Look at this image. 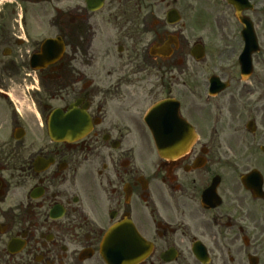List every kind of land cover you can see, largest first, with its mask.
Instances as JSON below:
<instances>
[{"label":"flooded vegetation","instance_id":"af4514ba","mask_svg":"<svg viewBox=\"0 0 264 264\" xmlns=\"http://www.w3.org/2000/svg\"><path fill=\"white\" fill-rule=\"evenodd\" d=\"M235 14L0 0V264H264V44L248 72Z\"/></svg>","mask_w":264,"mask_h":264},{"label":"rangeland","instance_id":"374dc122","mask_svg":"<svg viewBox=\"0 0 264 264\" xmlns=\"http://www.w3.org/2000/svg\"><path fill=\"white\" fill-rule=\"evenodd\" d=\"M255 23L258 25L260 42L264 44V1L258 3V8L256 12L251 14ZM231 23L233 27H238V23L234 18H231Z\"/></svg>","mask_w":264,"mask_h":264},{"label":"water","instance_id":"95a60500","mask_svg":"<svg viewBox=\"0 0 264 264\" xmlns=\"http://www.w3.org/2000/svg\"><path fill=\"white\" fill-rule=\"evenodd\" d=\"M230 3H232V4H234L236 7H237V9L240 11L241 10V8L240 7H242V5L241 4H243V2L241 1V0H237V1H230ZM238 17H239V20L244 24V26H245V32H244V35H245V38H246V40H248V41H252L253 39V31H252V27H253V25H252V22L249 20V19H247V18H244V17H242V16H240V15H238ZM53 40H50V41H48L47 43H46V46H45V48L46 49H48V48H50V46L51 45H53ZM54 123H52V125H51V131H54V125H53Z\"/></svg>","mask_w":264,"mask_h":264}]
</instances>
